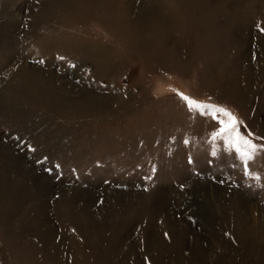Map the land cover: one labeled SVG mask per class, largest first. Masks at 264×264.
<instances>
[{"label": "rangeland", "instance_id": "374dc122", "mask_svg": "<svg viewBox=\"0 0 264 264\" xmlns=\"http://www.w3.org/2000/svg\"><path fill=\"white\" fill-rule=\"evenodd\" d=\"M262 28L264 0H0V264H264V150L177 95L264 144Z\"/></svg>", "mask_w": 264, "mask_h": 264}, {"label": "snow or ice", "instance_id": "6c2138e0", "mask_svg": "<svg viewBox=\"0 0 264 264\" xmlns=\"http://www.w3.org/2000/svg\"><path fill=\"white\" fill-rule=\"evenodd\" d=\"M261 31L264 32V28H262ZM60 59L63 60L65 58L60 57ZM38 62L44 63L42 60ZM177 95L186 103L190 111L194 110L199 115L210 118L218 124L219 127L210 133L212 140L216 141L220 139L227 143L230 149H234L235 152L239 154L245 164H247L248 159L251 158L252 153L258 150H264V144L254 143L252 139H249L240 132V121L238 117L226 106L201 102L179 91H177ZM248 135L254 136V134L250 132ZM16 139L19 140L20 138L17 137ZM257 139L264 140V137H259ZM185 143L187 144L189 142L186 140ZM211 154L215 156L216 152L213 151ZM181 187H183V185H181ZM165 237H168L167 233H165Z\"/></svg>", "mask_w": 264, "mask_h": 264}]
</instances>
